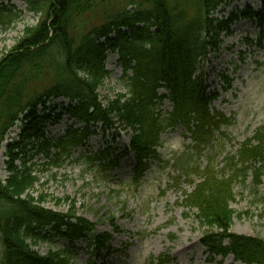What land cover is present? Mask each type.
<instances>
[{
	"label": "trees",
	"instance_id": "1",
	"mask_svg": "<svg viewBox=\"0 0 264 264\" xmlns=\"http://www.w3.org/2000/svg\"><path fill=\"white\" fill-rule=\"evenodd\" d=\"M238 1L24 0L28 12L41 18L35 27L25 28L16 47L0 61V150L16 123L21 131L18 142L6 145L8 175L0 178V264H77L79 243L97 255L111 253L113 235L119 232L115 225L112 233L94 235V225L87 220L46 209L45 199L32 194L38 178L30 166L15 165L27 147L42 154L47 163L59 165L84 146L99 126L103 133L116 135L118 127L130 133L127 149L114 155L106 148L101 154L103 166L111 169L133 154L135 186L152 163L160 161L161 136L180 127L193 145L174 165L191 188L182 191L181 206L186 214L195 211L196 222L206 228L201 244L208 262L223 264L232 256L242 264H264V240L230 231L236 184L244 185L251 178L258 196L264 175V124L234 153L221 151L206 157L205 166L194 160L201 159L217 137L224 147L228 138L221 130L234 122L210 110L217 95L207 93L208 58L219 52L239 18L264 27V5L259 12L246 7L225 16L227 7ZM1 9L5 15H0V23L10 25L11 18L18 17L10 6L1 4ZM245 42L252 45L250 40ZM107 52L119 57L124 94L103 102L98 90L110 74L105 68ZM50 79L47 89L35 92L37 84ZM160 89L166 94H160ZM54 99L68 103L45 108ZM165 99L172 111L162 116L158 106ZM64 113L73 124L53 141L45 127L58 123ZM77 124L80 127L75 128ZM54 241H61L62 247L44 255L33 249ZM172 262L162 255L149 264Z\"/></svg>",
	"mask_w": 264,
	"mask_h": 264
},
{
	"label": "rangeland",
	"instance_id": "2",
	"mask_svg": "<svg viewBox=\"0 0 264 264\" xmlns=\"http://www.w3.org/2000/svg\"><path fill=\"white\" fill-rule=\"evenodd\" d=\"M1 4L10 6L11 13L18 17H12L10 25L5 21L0 23V61L16 47L25 28L35 27L41 18V14L28 12L24 0H1L0 15H5ZM262 5L264 0H239L228 6L224 14L246 7L258 12ZM246 40H250L252 45H248ZM105 68L110 74L98 90L99 99L103 102L105 98L124 94L122 67L117 54L107 52ZM205 80L207 93L217 95L210 103L211 112L222 113L233 118L234 122L221 130L228 138L224 147L217 137L216 142L205 149L201 159L194 158L202 166L213 154L218 155L221 151L234 153L240 143L264 124V27L260 28L255 20L239 18L231 33L224 36L219 52L208 58ZM50 83L51 79L43 80L35 86V92L47 89ZM227 84L230 87L227 88ZM160 93L166 91L160 90ZM67 102L66 99H54L46 107ZM158 111L162 115L169 113L170 103L165 101ZM72 121L65 114L60 123L47 125L48 138L56 141L63 137ZM78 127L79 124L75 128ZM117 129L118 133L113 135V132L103 133L99 126L84 146L79 147L68 160L60 161L59 165L47 163L43 155L36 154L31 147L26 148L23 156L19 154L15 162L20 167L26 163L37 176L38 183L32 194L35 198L41 196L45 199L46 209L70 212L87 220L94 225V235L112 233V225L118 229L119 232L113 235L110 254L97 255L86 244L79 243L75 257L77 264H149L162 255L173 259L170 264H211L201 245L206 228L196 222L195 211L186 214L181 206L182 191H191L187 183L189 179L181 177L183 174L174 167L177 159L191 152L193 145L189 135L181 128L163 134L162 146L158 149L160 161L152 163L135 186L136 161L133 154L120 160L112 169L103 166L105 157L101 152L110 148L114 155H118L129 145L130 133L120 127ZM19 131L20 123L7 134L0 150L2 180L8 175L4 164L6 145L19 141ZM221 160L220 156L215 161ZM234 193L231 208L235 217L230 231L264 240V175L257 189L258 196L253 193L251 178L244 185L236 184ZM61 247V241H54L33 246V249L44 255L49 249ZM220 260L218 258L215 262ZM222 262L241 264L231 256Z\"/></svg>",
	"mask_w": 264,
	"mask_h": 264
}]
</instances>
